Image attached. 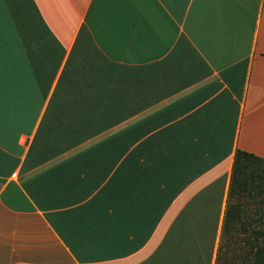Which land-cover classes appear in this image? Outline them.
I'll use <instances>...</instances> for the list:
<instances>
[{
  "label": "crops",
  "instance_id": "obj_1",
  "mask_svg": "<svg viewBox=\"0 0 264 264\" xmlns=\"http://www.w3.org/2000/svg\"><path fill=\"white\" fill-rule=\"evenodd\" d=\"M236 149L264 0H0V264H213Z\"/></svg>",
  "mask_w": 264,
  "mask_h": 264
},
{
  "label": "trees",
  "instance_id": "obj_2",
  "mask_svg": "<svg viewBox=\"0 0 264 264\" xmlns=\"http://www.w3.org/2000/svg\"><path fill=\"white\" fill-rule=\"evenodd\" d=\"M250 191H255L259 196L261 212L252 222H248L246 227L238 212L241 197L245 194L250 196ZM213 213L214 210L209 217L199 219V225L213 231L215 221ZM189 220L183 216L180 226L185 228ZM234 224L239 225V235L245 233L244 240L249 248L247 264H264V158L239 149H236L232 156L213 264H238L226 259L230 241L236 235L233 233ZM211 235L212 233L209 237Z\"/></svg>",
  "mask_w": 264,
  "mask_h": 264
},
{
  "label": "rangeland",
  "instance_id": "obj_3",
  "mask_svg": "<svg viewBox=\"0 0 264 264\" xmlns=\"http://www.w3.org/2000/svg\"><path fill=\"white\" fill-rule=\"evenodd\" d=\"M259 196L255 191H250V196L245 194L240 199V209H239V217L245 223L247 227V223L252 222L254 218L261 212V206L258 203ZM233 233L236 235L233 237V240L230 241L228 255H226L227 261L247 264L248 260V246L244 240L245 233L239 232V225L234 224ZM248 251V252H247Z\"/></svg>",
  "mask_w": 264,
  "mask_h": 264
}]
</instances>
